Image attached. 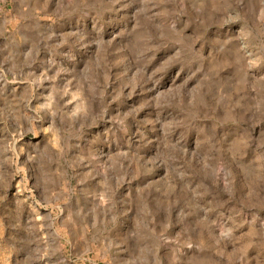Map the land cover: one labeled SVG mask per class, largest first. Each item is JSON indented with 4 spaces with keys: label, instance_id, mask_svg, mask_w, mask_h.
<instances>
[{
    "label": "rangeland",
    "instance_id": "rangeland-1",
    "mask_svg": "<svg viewBox=\"0 0 264 264\" xmlns=\"http://www.w3.org/2000/svg\"><path fill=\"white\" fill-rule=\"evenodd\" d=\"M0 264H264V0H0Z\"/></svg>",
    "mask_w": 264,
    "mask_h": 264
}]
</instances>
